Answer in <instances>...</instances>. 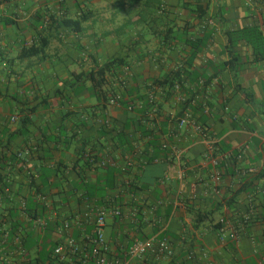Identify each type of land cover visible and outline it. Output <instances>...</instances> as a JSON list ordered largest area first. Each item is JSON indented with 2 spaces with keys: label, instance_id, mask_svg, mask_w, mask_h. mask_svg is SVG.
<instances>
[{
  "label": "crops",
  "instance_id": "0c3cea01",
  "mask_svg": "<svg viewBox=\"0 0 264 264\" xmlns=\"http://www.w3.org/2000/svg\"><path fill=\"white\" fill-rule=\"evenodd\" d=\"M114 58L133 112L79 76ZM189 108L218 141V184L202 136L179 129ZM102 211L126 264H264V0H0V227L51 250L65 221L83 243ZM136 240L171 255L132 260Z\"/></svg>",
  "mask_w": 264,
  "mask_h": 264
},
{
  "label": "built area",
  "instance_id": "2783aa9c",
  "mask_svg": "<svg viewBox=\"0 0 264 264\" xmlns=\"http://www.w3.org/2000/svg\"><path fill=\"white\" fill-rule=\"evenodd\" d=\"M123 72L125 74V81L127 86V80L130 79L133 76L132 70L129 66H125L123 68ZM125 86V88H127ZM154 87V86H153ZM152 85H150V88H153ZM174 91L180 92L181 91V85L179 83L174 84L173 86ZM180 100H183V98L180 97ZM121 101H123V97L121 93H117L111 100L110 104L113 106H123L121 104ZM148 104H150V108L152 110L157 109V98L156 95L150 90L148 94ZM139 107L143 109L144 107V101L139 103ZM127 110L130 112L134 111V106L131 104L127 107ZM15 120V119H13ZM191 126L193 129L198 132L205 144L208 147V151L206 152V159L211 161L213 172H212V179L213 181L218 184L221 181L222 176V168L220 164V160L214 156L217 151L218 141L214 139L213 137L209 136L208 133L199 127L194 119L191 109H187L185 111L184 117L179 122V129H185L186 127ZM174 154L178 156L179 158L183 156L184 151L180 150L178 148L174 149ZM21 156V155H20ZM242 154L238 155V159H242ZM228 159H231V155L226 156ZM91 163H95L94 158H90ZM100 166H105L106 162L105 160L98 162ZM257 173V170L254 168H249L244 171V174L246 175H254ZM163 182V181H162ZM164 183V182H163ZM26 208V205L23 204V209ZM107 211H102L98 214V216L95 219L94 222V233L93 235L86 236L84 238L83 243L77 242L74 237L72 236V233L70 234L71 230V222L65 221L63 223V228L69 233L67 236V239L62 244H59L51 249V256L53 261L51 264H69L68 261L71 258H82L80 262H94L95 264H126L122 260L111 257V250L108 244L106 243L105 239V228L107 225ZM111 215H120V212L118 211H112L110 213ZM35 225L38 228V230L45 229L47 226V221L42 218L35 219ZM23 236L21 232H16L14 235L11 234V230L9 229H2L0 227V264H17L14 259V252H12V247H20L22 245ZM9 244V245H8ZM20 254L26 255V250H23L20 248ZM148 252H154L158 257H167L168 255H171V248L170 245L167 243V241H161L158 243H155L153 240H146V241H140L136 240L133 245L129 248L128 256L130 259H142ZM20 259V258H19ZM79 262V263H80ZM85 262V263H86ZM19 264V263H18ZM75 264V263H74Z\"/></svg>",
  "mask_w": 264,
  "mask_h": 264
},
{
  "label": "trees",
  "instance_id": "16d2710c",
  "mask_svg": "<svg viewBox=\"0 0 264 264\" xmlns=\"http://www.w3.org/2000/svg\"><path fill=\"white\" fill-rule=\"evenodd\" d=\"M64 26L73 27L74 23L64 22ZM254 33L258 39H261V34L257 29H243L241 31L242 37L246 38V34ZM253 42V41H252ZM253 46L256 45L253 43ZM35 49H30L27 54L30 56L34 55ZM126 66V61L124 58H114L103 63L98 70H93L86 75L81 74L80 77H86V80L93 84L94 90L98 98L109 102L117 93H121L123 101L121 104L126 108L131 105L132 99L130 93H128L125 81V74L123 68ZM178 76V74H177ZM115 85L118 86L116 89ZM150 107V104L147 105ZM144 137H151L153 141L157 138L154 136L153 132L149 133L148 129L142 131ZM34 218V217H33ZM15 227L11 226V234L14 235ZM37 237L34 234H24L22 245L19 247L11 248L14 252L15 257H19L17 264H51L53 261L51 256V250L47 248H41L38 245ZM20 248L26 250V255L20 254ZM91 262V261H90ZM88 264V262H86ZM76 264V263H75ZM77 264H84L83 262Z\"/></svg>",
  "mask_w": 264,
  "mask_h": 264
}]
</instances>
